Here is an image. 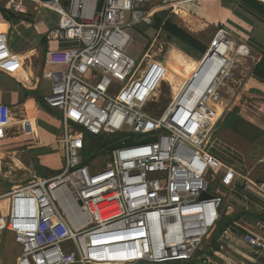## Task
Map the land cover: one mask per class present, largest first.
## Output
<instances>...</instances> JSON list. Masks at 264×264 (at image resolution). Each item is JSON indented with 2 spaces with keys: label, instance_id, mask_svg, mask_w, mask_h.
<instances>
[{
  "label": "built area",
  "instance_id": "built-area-1",
  "mask_svg": "<svg viewBox=\"0 0 264 264\" xmlns=\"http://www.w3.org/2000/svg\"><path fill=\"white\" fill-rule=\"evenodd\" d=\"M0 1L15 17L39 9L58 16L45 36L55 47L45 52L49 70L42 77L49 83L43 101L61 116L64 167L0 194V237L10 235L18 248L14 264L190 263L220 220L224 200L211 189L219 166L210 154L212 134L248 48L218 29L177 90L168 83V103L154 114L167 63L150 50L130 57V30L153 29L157 15L177 16L200 0ZM15 62L0 32V72L12 74L7 67ZM10 118L11 108L0 103V144L14 135ZM19 123L18 133L34 135L25 119ZM82 133L134 144L110 150L99 166V153L80 161ZM257 228L262 237L242 239L260 254L264 221Z\"/></svg>",
  "mask_w": 264,
  "mask_h": 264
},
{
  "label": "crops",
  "instance_id": "crops-1",
  "mask_svg": "<svg viewBox=\"0 0 264 264\" xmlns=\"http://www.w3.org/2000/svg\"><path fill=\"white\" fill-rule=\"evenodd\" d=\"M205 1L206 0H200L198 3L203 2L206 9L203 6L200 9L194 10V12H187L180 9L177 12L178 15L173 17L179 18L184 23L194 27L197 25L194 24L196 22L193 20L192 16L200 18V21L207 22V19L204 17L205 15L210 19H208L210 24H213V22L216 25L220 23L221 29H225L230 33L235 44H243L248 48L249 59L243 64V70L241 71V76L238 80L239 83H237L239 88L235 85L232 89V91H234V95L231 98L233 99V102H231L227 109H225V114L222 119L230 111V108L238 101L240 94L245 93V95L249 97V100L246 101V104L240 113V119L243 122H235L229 126H233L236 129L237 132L235 133V136L239 139L244 136H249L248 139H250V135L255 134V140L252 143L258 142L261 139L260 137L264 132H262L264 128L259 129L255 127L252 119L245 121L243 119L245 116L243 112H245L247 107L252 104L264 106V80L253 75L255 67L260 63L264 56V5L252 0H212L213 2H216V5L212 7L214 10H209ZM220 9L224 11V15H219L221 12ZM1 10H4V7ZM1 10L0 21L4 22ZM34 14L35 12H30L27 16H18L29 21L30 24H26V29L35 30L30 34L28 33L25 38L22 37L24 36L23 33L20 34L22 43L25 45L24 50L19 53H14L8 44L9 51L16 60L14 66L20 68L26 76L27 70H32L33 66L37 64L39 57L44 67L43 70H48L44 65V55L49 48L55 47V45H51L45 39V33L51 28L48 29L45 27V29H43L37 25L35 26L37 19L34 18ZM35 16L37 15L35 14ZM0 32L5 34V32L2 31V28H0ZM44 71L40 76L47 84L46 89L43 91L36 85L35 88L30 87V90L37 91L42 97L49 90V83L42 77ZM5 75L8 76L3 88L0 87V103L6 104L11 108V117H16L18 121L21 119L29 121V118L26 119L25 109L27 106L25 103L30 99L33 101L35 113L34 117H30L32 120L35 119L38 130V140L35 139L34 135L30 136L33 145L27 147V152H29V155L34 159L38 168H45V162L48 161L50 163L52 156L49 155H52L57 149L56 143L59 144L60 140L59 131H61V128L51 120L54 118L53 114L55 110L51 109V112H49L39 107L33 97H24V89H29L27 87H21L19 92L14 90L8 91L7 86L10 87V84L14 80L23 81V79L13 73ZM29 78L33 77L28 76L27 79ZM255 93H257V95ZM5 98H9L12 105L6 103L4 101ZM229 98L230 95L224 100H228ZM58 116L62 127L61 116L59 113ZM10 119L13 121L12 118ZM19 122L17 123L18 125L15 126H20ZM18 129L19 128H17V130H12L14 135L10 134L8 139L11 138V141H16L17 138L28 137L22 133H18ZM43 129L48 132V135H46V132H44ZM241 129H243L244 133H241ZM32 132L35 134V130H32ZM249 147L250 146L244 148L242 146L243 152H239L238 150L232 149L220 142L219 145L216 146L214 144L211 148L210 154L219 162V166L214 167L216 175L218 178L224 179L225 181L224 195L219 193L224 200L221 214L225 217L231 216L238 218V220L232 223L231 226L223 232L220 238L216 239L215 244L217 248L212 249V254L210 256L208 254L200 256L199 253H196L193 258L194 260L198 257L195 260L196 263H192L191 261L188 264H264V252L259 254L242 239L245 235H250L252 237L263 236L258 231L257 224L258 222L264 221V189H259L260 185H264V155L261 156L259 160V168L248 166L245 154ZM101 152L102 151L98 153L100 154ZM58 156L60 159L61 153H59ZM50 165L51 166H48L47 168L53 170V165L51 163Z\"/></svg>",
  "mask_w": 264,
  "mask_h": 264
},
{
  "label": "rangeland",
  "instance_id": "rangeland-1",
  "mask_svg": "<svg viewBox=\"0 0 264 264\" xmlns=\"http://www.w3.org/2000/svg\"><path fill=\"white\" fill-rule=\"evenodd\" d=\"M206 5L208 6L209 10L212 9L213 6L216 5V2H213L212 0H206ZM204 7L206 9V6L203 5V2L201 3H193L186 6L181 7V10H185L187 12H194L196 9H200L201 7ZM4 7V3L0 1V10ZM221 12L219 15H224L223 10L220 9ZM35 14L37 16H35ZM34 14V18L37 19V22L35 23V26L42 27L45 29V27L52 28L58 24V16L54 14L51 11L39 9L37 13ZM203 14V13H202ZM33 16V15H32ZM205 19H207V22L200 21V18L196 16H192L193 20H195L197 26H189L188 24L184 23L181 19L171 16V22L177 25L180 29L184 30L188 34H191L198 42L204 47H207L211 39L213 38L214 34L217 32L218 29H221V24H210L208 21L210 20L204 15ZM210 17V16H209ZM166 19V17H165ZM209 19V20H208ZM3 21H0V28H2V31L5 32L8 39V44L10 49L14 53H19L24 50V44L21 40V33L24 34L22 36L23 38L30 34L31 32H34V29H26V24H30L27 19L20 18V17H12V18H4ZM212 22V21H211ZM206 24V25H205ZM42 29V30H43ZM197 30V31H196ZM46 34V33H45ZM130 34L132 37V43L128 47L127 54L134 58L139 59L141 58L143 53H147L149 50V54L158 55L161 59L165 60L167 63V74H166V82L163 85L161 89V95L159 96V100L157 104H153L152 108L154 110V114H158L162 111V108L165 104L168 103L169 97L171 95L170 89H168V83L170 82L172 88L175 89V85L178 88L179 84L181 83V78L177 76L176 73V67L178 66L179 62H191L195 61L201 53L198 51L191 49L187 47L185 44L181 43L180 41L176 39L169 38L167 34L159 29L153 28V30L145 26L143 24H137L132 27L130 30ZM153 45V47H152ZM147 59V57L145 58ZM43 64L42 61H40V57L38 58L37 64L33 66L32 70H27V73H31L33 78H29L26 81L22 80H14L10 87L7 86V90H14L19 92L21 87L22 88H35V85L38 86L43 91L46 89L47 84L42 80L41 73L43 70ZM49 70V68H47ZM242 71V70H241ZM21 72H23L21 70ZM1 73V72H0ZM24 73V72H23ZM7 76L5 74H0V87L3 88V85L5 81H7ZM235 80L238 82L241 72L235 73ZM176 83V84H175ZM236 87L239 88V86ZM240 91V90H239ZM17 95V94H15ZM228 95H225L224 98H227ZM4 101L8 103L9 105H12L10 103L9 98H5ZM233 102V99H230L228 104H226L225 109ZM27 108L25 109L26 119L29 118V123L31 125L32 130H35V139L38 140V130L35 123V119L32 120L30 116L34 117L35 109L34 104L30 101L28 104H26ZM244 120L248 121V119H252L254 122L255 127L261 129L264 128V106L259 104H252L245 112ZM54 118L53 120L54 124H57L59 128H61L58 112H54ZM13 121L10 120V127L12 130H17L19 126L17 123L18 121L16 117H11ZM14 126V127H13ZM44 130V129H43ZM241 133L243 132V129L240 130ZM264 129L262 130V132ZM46 132V135H48V132ZM236 129L233 126H229V123L224 119H222L218 125L215 127V130L212 134V142L217 146L219 143H223L227 145L228 147L238 150L239 152L242 151V146L244 148H247L246 155V161L248 162V166L257 167L259 160L261 156L264 155V132L261 134V139L258 142L252 143L255 140V134L250 135L248 137H238L235 136ZM261 132V131H260ZM208 132L205 133L204 137L207 135ZM59 136L61 137V131H59ZM58 136V137H59ZM86 140L88 145L86 147V143L84 141L85 148L83 151L79 153L80 161L83 162H90L92 159L98 156V153L95 152L96 146L94 145L93 140L96 137L88 136L86 135ZM92 137V138H91ZM135 140L137 137H134ZM11 138H7L3 143L0 144V194L7 193L11 190V188L15 185L20 184H26L34 181V177H51L59 175L64 167V164L61 160V156L59 159L58 154L60 153V147L59 144L56 143L57 149L52 153L51 161L50 163L53 165V170L47 168L48 166H51L50 163L47 161L45 162V168H41L35 164L34 159L29 155V152H27V147H30L33 145L32 138L30 136L24 137V138H17L16 141H11ZM97 139V138H96ZM118 139L112 138L109 139V137H102L98 138L100 142H107L108 145L114 144V142ZM243 139V141H242ZM23 142V143H21ZM92 144V147L94 149H91L90 145ZM252 144V145H251ZM108 146L104 147L103 151L100 153V156L96 159L95 165L103 166L104 163L107 161L108 156L110 155L109 151H106ZM3 152V153H2ZM18 163H23L24 166L27 168V171L25 172H18L12 175V177L5 179L3 176L6 173V171H12L15 172L18 168ZM230 177V175H229ZM225 183L224 179L218 178L216 174H214V182L211 184V189L214 191H217L221 195H224L225 192ZM218 237V233L216 228L208 235V237L204 240V242L201 244L199 250L197 253L199 255L208 254L209 256L212 254V249L217 248L215 241ZM18 248L12 243L10 235H2L0 237V262L1 264H14L15 260L18 257ZM196 257L194 260H192V263H196ZM188 264V263H186Z\"/></svg>",
  "mask_w": 264,
  "mask_h": 264
},
{
  "label": "trees",
  "instance_id": "trees-1",
  "mask_svg": "<svg viewBox=\"0 0 264 264\" xmlns=\"http://www.w3.org/2000/svg\"><path fill=\"white\" fill-rule=\"evenodd\" d=\"M1 14L3 15L4 18L15 17V16L8 14L4 10H1ZM153 28L163 30L169 38L176 39V40L180 41L181 43L185 44L187 47L194 49L201 54L206 50V47L199 44V42L191 34H188L184 30L177 27V25L172 23L170 17L165 19L164 13L156 16ZM253 75L264 80V56H263L262 60L260 61V63L255 67V69L253 71ZM255 94L257 95V93H255ZM29 96L34 98L35 102L37 103V105L39 107L51 112L50 111L51 108H49L43 102V97L37 91L30 90V89H24V97H29ZM247 100H249V97L246 96L245 93L240 94L238 101L230 108V111L227 113L226 116H224L223 120L225 119L229 123V125L232 123H235V122H237V123L243 122L240 119V113H241L242 109L244 108ZM30 101L33 103V101L30 99L25 104H28ZM86 135H88V134L82 133V136L85 140L87 138ZM88 136H90V135H88ZM93 142H94V145L96 146V150H95L96 153L103 151L104 147H106V145L103 144V142L101 143L100 140H98V138L97 139L95 138L93 140ZM85 143H86L85 144L86 147L89 146L87 141H85ZM90 147H91V149H94L92 147V144L90 145ZM237 220H238V218L231 217V216L225 217L224 215L221 214L219 223L216 225V230L218 233L217 238H220L221 235L223 234V232L229 226H231L232 223H234Z\"/></svg>",
  "mask_w": 264,
  "mask_h": 264
},
{
  "label": "bare ground",
  "instance_id": "bare-ground-1",
  "mask_svg": "<svg viewBox=\"0 0 264 264\" xmlns=\"http://www.w3.org/2000/svg\"><path fill=\"white\" fill-rule=\"evenodd\" d=\"M194 64H195V61H191V62H179L178 66L176 67V73H177V76L179 78H181V80H184L185 77H187L189 75V73L191 72V70L193 69L194 67ZM13 74H17L19 77H21L23 79V81H26L27 80V77L28 76H32L31 73H27V76L25 73L21 72V69L20 68H17L15 66H12V65H9L7 67ZM176 84V83H175ZM175 89L177 90V87L175 85ZM229 95H230V98L228 100H223L220 102V110H224L225 107H226V104H228V102L230 101V99L233 97L234 95V91H229ZM156 96L158 97L159 94L157 93ZM18 168L15 172H12V171H6V173L4 174V178L5 179H8L10 177H12L13 174L15 173H18V172H25L27 171V168L24 166L23 163H18Z\"/></svg>",
  "mask_w": 264,
  "mask_h": 264
},
{
  "label": "water",
  "instance_id": "water-1",
  "mask_svg": "<svg viewBox=\"0 0 264 264\" xmlns=\"http://www.w3.org/2000/svg\"><path fill=\"white\" fill-rule=\"evenodd\" d=\"M154 140H155V138L153 137V138H149V139H147V140H145L143 142H150V141H154ZM133 144H134V142L132 140H126L123 143L119 142V143L111 145L108 148V151L116 149V148H119L121 146H129V145H133ZM203 198H208V196L207 195H203Z\"/></svg>",
  "mask_w": 264,
  "mask_h": 264
}]
</instances>
